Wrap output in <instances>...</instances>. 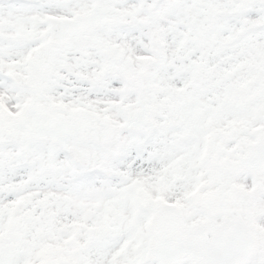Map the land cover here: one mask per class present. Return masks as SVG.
<instances>
[{
	"label": "snow or ice",
	"instance_id": "snow-or-ice-1",
	"mask_svg": "<svg viewBox=\"0 0 264 264\" xmlns=\"http://www.w3.org/2000/svg\"><path fill=\"white\" fill-rule=\"evenodd\" d=\"M0 264H264V0H0Z\"/></svg>",
	"mask_w": 264,
	"mask_h": 264
}]
</instances>
